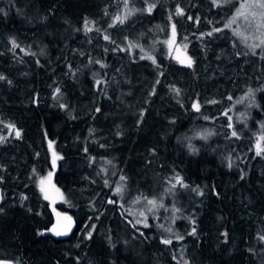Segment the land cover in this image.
Instances as JSON below:
<instances>
[{
  "label": "trees",
  "instance_id": "trees-1",
  "mask_svg": "<svg viewBox=\"0 0 264 264\" xmlns=\"http://www.w3.org/2000/svg\"><path fill=\"white\" fill-rule=\"evenodd\" d=\"M238 4L0 0V261L264 264V38L230 23ZM138 195L167 229L131 226Z\"/></svg>",
  "mask_w": 264,
  "mask_h": 264
},
{
  "label": "rangeland",
  "instance_id": "rangeland-1",
  "mask_svg": "<svg viewBox=\"0 0 264 264\" xmlns=\"http://www.w3.org/2000/svg\"><path fill=\"white\" fill-rule=\"evenodd\" d=\"M238 9L234 17H236V21L233 23L242 30H245L246 32L248 29L245 27L246 24H251L254 23L258 27V31H255L256 35L253 36L254 38L257 37L259 41H261L264 38V19H262V15H264L263 9H260L257 7L261 2H264V0H238ZM243 6V7H242ZM238 11L241 13V15H237ZM255 13L256 15L253 16L252 14ZM233 17V18H234ZM247 17V19H245ZM121 18V17H120ZM124 18V17H123ZM233 21V19H232ZM241 30V31H242ZM250 35L251 33L248 32ZM250 45H253L252 43H249ZM259 42H257V45ZM264 44V43H263ZM263 91V90H261ZM257 98V96H256ZM242 103V108L237 111V120L240 122H244L246 118L248 117L246 115L245 109L243 107L250 108L253 105H258L257 100L254 98L253 94H247L245 97L242 98L241 100ZM250 104V105H249ZM253 108V107H252ZM263 137H264V132ZM119 184L116 187L121 191V195L126 196V197H131V192L128 188L121 189V179L119 180ZM50 194L53 197H56L57 192H52L50 190ZM150 201L154 203H150ZM123 203V202H122ZM166 204V203H165ZM124 208L127 210V214L130 216V218H127V221L131 224V226L136 229V226H141V227H149L151 224L156 226L157 228H168V224L171 225L170 222L173 221L174 217V212L167 214L169 211H166L163 203L161 200L156 199L154 197H145V196H135L133 199L130 201H127L126 204L123 203ZM167 205V204H166ZM164 210V215L161 213V211ZM170 210V209H168ZM162 214V219H167L165 222L160 221V215ZM66 214H59V221L61 220L62 217H66ZM68 217V216H67ZM167 224V225H164ZM163 226V227H162Z\"/></svg>",
  "mask_w": 264,
  "mask_h": 264
},
{
  "label": "water",
  "instance_id": "water-1",
  "mask_svg": "<svg viewBox=\"0 0 264 264\" xmlns=\"http://www.w3.org/2000/svg\"><path fill=\"white\" fill-rule=\"evenodd\" d=\"M174 59L179 62L185 68H191L193 66V60L188 57L181 48L177 45L173 53ZM189 61L191 64L189 66ZM55 162V161H54ZM57 173V167L53 163V171L49 174L48 177L42 179L40 183V191L42 193L43 199L48 202L60 206L64 201V192L59 188L55 181V175ZM50 190H55L57 192L56 197H53L50 194ZM74 230V222L69 217H62L61 220L52 228L51 234L56 237H67ZM57 233H60L57 235ZM43 235H46V231L43 232ZM0 264H12L8 261H0Z\"/></svg>",
  "mask_w": 264,
  "mask_h": 264
},
{
  "label": "snow or ice",
  "instance_id": "snow-or-ice-1",
  "mask_svg": "<svg viewBox=\"0 0 264 264\" xmlns=\"http://www.w3.org/2000/svg\"><path fill=\"white\" fill-rule=\"evenodd\" d=\"M214 2H215V0H214ZM242 7H243V6H242ZM257 7H259L260 9H264V2H261L259 5H257ZM237 15L239 16V15H241V13L238 11ZM252 15L255 16L256 14L253 13ZM245 19H247V17H245ZM262 19H264V15H262ZM235 21H236V17H234V18H233V21H231L230 23H234ZM190 64H191V61H189V66H190ZM0 79H3V77L0 76ZM177 91H178V90H177ZM16 135L19 136L20 133L17 131ZM233 135H236V133L233 132ZM258 154H259V153H258ZM117 191H119V189H117ZM150 203H154V202L150 201ZM59 234H60V233H57V235H59ZM261 239H264V237H261ZM167 242H168V241H166V243H167Z\"/></svg>",
  "mask_w": 264,
  "mask_h": 264
},
{
  "label": "flooded vegetation",
  "instance_id": "flooded-vegetation-1",
  "mask_svg": "<svg viewBox=\"0 0 264 264\" xmlns=\"http://www.w3.org/2000/svg\"><path fill=\"white\" fill-rule=\"evenodd\" d=\"M51 191L54 192V193L56 192L55 190H51Z\"/></svg>",
  "mask_w": 264,
  "mask_h": 264
}]
</instances>
